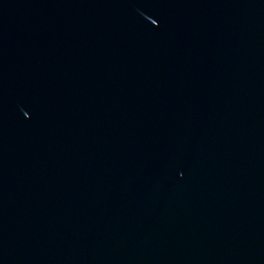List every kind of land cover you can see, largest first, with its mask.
Wrapping results in <instances>:
<instances>
[{
	"label": "water",
	"instance_id": "1",
	"mask_svg": "<svg viewBox=\"0 0 264 264\" xmlns=\"http://www.w3.org/2000/svg\"><path fill=\"white\" fill-rule=\"evenodd\" d=\"M0 264H264V0H0Z\"/></svg>",
	"mask_w": 264,
	"mask_h": 264
}]
</instances>
